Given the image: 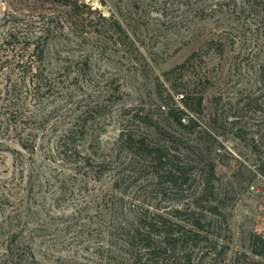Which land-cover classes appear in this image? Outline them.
I'll use <instances>...</instances> for the list:
<instances>
[{
	"label": "rangeland",
	"instance_id": "374dc122",
	"mask_svg": "<svg viewBox=\"0 0 264 264\" xmlns=\"http://www.w3.org/2000/svg\"><path fill=\"white\" fill-rule=\"evenodd\" d=\"M78 5L0 0V43L10 14L58 31L45 47L56 90L35 110L36 149L0 151V264L10 245L16 264H133L145 254L130 244L142 217L192 228L190 213L229 249L204 243L192 264H264L250 249L252 235L264 239V0ZM123 130L168 150L184 177L159 180L164 170L120 148Z\"/></svg>",
	"mask_w": 264,
	"mask_h": 264
},
{
	"label": "trees",
	"instance_id": "16d2710c",
	"mask_svg": "<svg viewBox=\"0 0 264 264\" xmlns=\"http://www.w3.org/2000/svg\"><path fill=\"white\" fill-rule=\"evenodd\" d=\"M42 1L50 3L59 1L64 6L71 7L74 13H80L78 5L80 0H75V5H72L70 0ZM7 17L8 19L5 20L7 27L2 31L3 37L0 43V151L8 150L17 159L23 154L22 152L35 151L37 139L35 110L56 90L47 78L43 64L47 39L58 31L53 23L48 25L44 21H36L34 17L27 15L10 14ZM103 20L107 18L103 17ZM117 26L123 32L120 25L117 24ZM195 57L196 55H192L188 63ZM185 67L186 65H183L172 73ZM168 114L185 130L195 124H183L185 120L183 110L171 109ZM133 118L144 120L148 128L155 127L152 120L140 117L138 114ZM83 133L82 131V136ZM119 141L120 148L131 150L136 157L145 155L152 167L164 170L163 173L160 171L157 173L159 180L167 179L171 184H176L184 177L183 167L176 168L173 164L172 159L175 157H172L168 150L149 141L144 134L123 130ZM5 142H14L20 150L8 148ZM174 216L179 218L182 213L175 211ZM187 217L192 218L188 221L192 228L173 223L160 215L154 216L149 221L146 217H142L130 244L141 242L145 254L134 256L133 264H192L191 250L199 248L204 243H210L211 251L209 252H217L220 245L209 239L210 230L204 226L202 218L195 220L192 213ZM158 226L162 227L161 231L157 230ZM157 238L161 241H157ZM179 246H181L180 249H178ZM220 247L224 252L229 250L226 245ZM250 249L253 255L264 257V239L258 234L252 235ZM6 250L8 259L12 258L8 264H16L12 246H8ZM180 253L181 257L178 255ZM21 262L17 264H22Z\"/></svg>",
	"mask_w": 264,
	"mask_h": 264
},
{
	"label": "built area",
	"instance_id": "2783aa9c",
	"mask_svg": "<svg viewBox=\"0 0 264 264\" xmlns=\"http://www.w3.org/2000/svg\"><path fill=\"white\" fill-rule=\"evenodd\" d=\"M184 122H186V120H183Z\"/></svg>",
	"mask_w": 264,
	"mask_h": 264
}]
</instances>
